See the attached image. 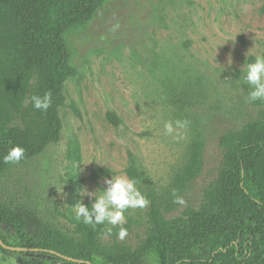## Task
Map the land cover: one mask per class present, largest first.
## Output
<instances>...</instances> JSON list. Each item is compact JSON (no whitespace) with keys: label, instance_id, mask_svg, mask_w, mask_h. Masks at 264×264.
Returning a JSON list of instances; mask_svg holds the SVG:
<instances>
[{"label":"rangeland","instance_id":"rangeland-1","mask_svg":"<svg viewBox=\"0 0 264 264\" xmlns=\"http://www.w3.org/2000/svg\"><path fill=\"white\" fill-rule=\"evenodd\" d=\"M63 38L75 73L63 86L60 138L0 175V189L27 190L43 214L55 211L61 221L59 213L81 200V188L103 189L104 178L127 174L129 153L155 188L168 186L200 138L205 166L189 198L194 201L216 175L219 136L240 127L264 101H248L250 89L239 71L264 56V0H100ZM109 111L118 124L108 119ZM178 119L190 122L184 139L163 131L165 121ZM72 135L80 144L79 161L69 156ZM71 165L83 179L78 190L70 182ZM99 167L111 172L91 180ZM124 215L133 240L144 208ZM37 257L0 252V264H38Z\"/></svg>","mask_w":264,"mask_h":264},{"label":"trees","instance_id":"trees-1","mask_svg":"<svg viewBox=\"0 0 264 264\" xmlns=\"http://www.w3.org/2000/svg\"><path fill=\"white\" fill-rule=\"evenodd\" d=\"M99 1L0 0V175L16 165L2 161L9 147L25 148L22 163L58 142L63 86L75 73L63 33L92 15ZM45 92L51 93L52 106L41 112L33 108L31 97ZM72 109L79 114L74 104ZM107 117L120 122L113 111ZM205 145L203 139L193 140L184 164L160 189L129 153L126 173L149 201L133 240L129 222L123 225L127 235L120 239V226L93 228L76 220L71 208L59 213L63 221L55 211L45 215L25 189H0V238L10 246L52 249L92 264H264V101L240 127L227 128L219 136L216 175L189 202L205 166ZM68 152L80 160V144L73 135ZM110 172L108 167L94 168L89 178L97 180ZM69 178L72 189L78 190L83 179L73 165ZM177 197L183 203H177ZM0 252L38 255V264H86L1 245Z\"/></svg>","mask_w":264,"mask_h":264},{"label":"clouds","instance_id":"clouds-1","mask_svg":"<svg viewBox=\"0 0 264 264\" xmlns=\"http://www.w3.org/2000/svg\"><path fill=\"white\" fill-rule=\"evenodd\" d=\"M239 71L241 83L250 89L248 101L252 103L264 100V56L257 55L252 62L244 63ZM31 102L34 109L46 112L52 106V95L50 92H45L42 96L33 95ZM189 123L186 119L165 121L164 134L174 139H184ZM25 155L24 147L13 145L7 149L2 161L5 164H17L25 158ZM103 184L106 185L103 189L97 188L92 191L87 187L80 189L81 200L72 208L75 218L93 228L105 224L112 227L120 226L117 235L118 238L123 239L127 235V230L123 227L126 223L125 211L145 208L149 201L136 186L137 181L129 178L125 173L104 178ZM84 197L91 198L90 206L82 202ZM176 202L183 203V200L177 197ZM107 231L111 233L112 229L108 228Z\"/></svg>","mask_w":264,"mask_h":264},{"label":"water","instance_id":"water-1","mask_svg":"<svg viewBox=\"0 0 264 264\" xmlns=\"http://www.w3.org/2000/svg\"><path fill=\"white\" fill-rule=\"evenodd\" d=\"M0 245L4 248V249H7V250H10V251H25V252H48V253H51V254H54L60 258H63L64 260L66 261H71V262H77V263H86V264H92L90 261H85V260H82V259H77V258H74V257H71V256H67V255H64V254H61L55 250H52V249H41V248H27V247H18V246H10V245H7L6 243L3 242V240L0 238Z\"/></svg>","mask_w":264,"mask_h":264}]
</instances>
